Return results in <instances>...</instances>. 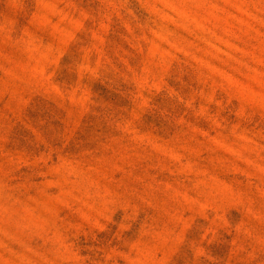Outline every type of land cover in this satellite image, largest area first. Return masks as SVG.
I'll list each match as a JSON object with an SVG mask.
<instances>
[{"label":"rangeland","instance_id":"rangeland-1","mask_svg":"<svg viewBox=\"0 0 264 264\" xmlns=\"http://www.w3.org/2000/svg\"><path fill=\"white\" fill-rule=\"evenodd\" d=\"M0 264H264V0H0Z\"/></svg>","mask_w":264,"mask_h":264}]
</instances>
